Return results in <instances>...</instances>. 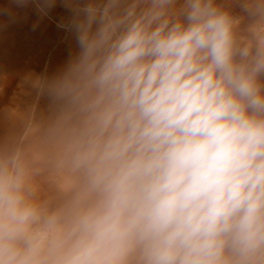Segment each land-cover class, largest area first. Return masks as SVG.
<instances>
[{
  "label": "clouds",
  "instance_id": "1",
  "mask_svg": "<svg viewBox=\"0 0 264 264\" xmlns=\"http://www.w3.org/2000/svg\"><path fill=\"white\" fill-rule=\"evenodd\" d=\"M244 10L264 21V0ZM66 57L29 155L0 146V264H264V31L217 0H10ZM42 160L69 178L36 197Z\"/></svg>",
  "mask_w": 264,
  "mask_h": 264
},
{
  "label": "rangeland",
  "instance_id": "2",
  "mask_svg": "<svg viewBox=\"0 0 264 264\" xmlns=\"http://www.w3.org/2000/svg\"><path fill=\"white\" fill-rule=\"evenodd\" d=\"M237 18V34L242 42L252 43L264 31L258 21L244 10L255 0H217ZM10 0H0V146L20 145L31 156L37 145V131L47 121L49 107L37 91L38 78L52 73L66 46L55 25L34 21L9 20ZM40 169L33 178L36 197L55 205L69 178L58 174L37 159Z\"/></svg>",
  "mask_w": 264,
  "mask_h": 264
}]
</instances>
